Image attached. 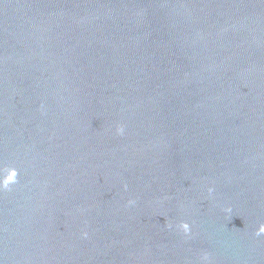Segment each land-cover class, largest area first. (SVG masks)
Here are the masks:
<instances>
[{"label": "water", "instance_id": "1", "mask_svg": "<svg viewBox=\"0 0 264 264\" xmlns=\"http://www.w3.org/2000/svg\"><path fill=\"white\" fill-rule=\"evenodd\" d=\"M9 170L0 264H264V0H0Z\"/></svg>", "mask_w": 264, "mask_h": 264}, {"label": "clouds", "instance_id": "2", "mask_svg": "<svg viewBox=\"0 0 264 264\" xmlns=\"http://www.w3.org/2000/svg\"><path fill=\"white\" fill-rule=\"evenodd\" d=\"M115 133L116 135H124L125 134V126L123 124H117L115 127ZM16 171L15 170H9V174L5 177L2 173H0V189H9L10 185H13L17 182L16 179ZM125 189L127 188V185L124 186ZM214 191L213 188L209 187L208 192L211 194ZM135 204L134 200H129L128 205ZM230 211V209H229ZM167 227L171 228L172 225L168 224ZM176 228L183 233L185 237H189L191 234V227L189 223L181 221L178 225H176ZM256 236L264 235V223L259 224L258 228L256 229L255 233ZM88 233L86 231L82 232V237L87 238ZM200 264H211V257L210 254L207 252H204L200 256Z\"/></svg>", "mask_w": 264, "mask_h": 264}]
</instances>
